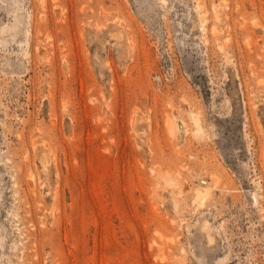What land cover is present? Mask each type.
Listing matches in <instances>:
<instances>
[{
  "label": "rangeland",
  "instance_id": "1",
  "mask_svg": "<svg viewBox=\"0 0 264 264\" xmlns=\"http://www.w3.org/2000/svg\"><path fill=\"white\" fill-rule=\"evenodd\" d=\"M0 264H264V0H0Z\"/></svg>",
  "mask_w": 264,
  "mask_h": 264
},
{
  "label": "bare ground",
  "instance_id": "2",
  "mask_svg": "<svg viewBox=\"0 0 264 264\" xmlns=\"http://www.w3.org/2000/svg\"><path fill=\"white\" fill-rule=\"evenodd\" d=\"M217 18V17H216ZM215 30V29H214ZM259 83V82H258ZM193 117V119H194V122L196 123V125H198V120H197V117L196 116H192ZM198 127H199V125H198ZM172 133V132H171ZM199 198H201L200 196H199Z\"/></svg>",
  "mask_w": 264,
  "mask_h": 264
}]
</instances>
